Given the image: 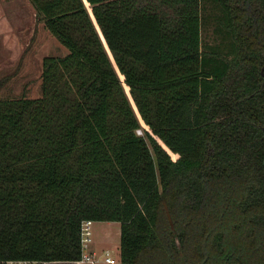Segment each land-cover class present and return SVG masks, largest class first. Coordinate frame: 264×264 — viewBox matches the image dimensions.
<instances>
[{"label":"trees","instance_id":"trees-1","mask_svg":"<svg viewBox=\"0 0 264 264\" xmlns=\"http://www.w3.org/2000/svg\"><path fill=\"white\" fill-rule=\"evenodd\" d=\"M31 2L68 51L0 96V264H82L85 218L121 264H264V0Z\"/></svg>","mask_w":264,"mask_h":264},{"label":"rangeland","instance_id":"rangeland-1","mask_svg":"<svg viewBox=\"0 0 264 264\" xmlns=\"http://www.w3.org/2000/svg\"><path fill=\"white\" fill-rule=\"evenodd\" d=\"M211 40L219 39L212 31L206 32ZM215 34V35H214ZM68 47L63 44L36 17L31 0H0V96H35L41 92L42 58L45 54H63ZM165 223H173L168 202H164ZM93 240L110 246L119 256L121 224L119 220L94 219ZM176 242L179 238L176 237ZM82 264H116L104 259ZM187 264V263H185Z\"/></svg>","mask_w":264,"mask_h":264},{"label":"built area","instance_id":"built-area-1","mask_svg":"<svg viewBox=\"0 0 264 264\" xmlns=\"http://www.w3.org/2000/svg\"><path fill=\"white\" fill-rule=\"evenodd\" d=\"M138 132H142L141 128H138ZM93 222L92 218H85L81 225V242H82V254L79 259L80 262H97L101 259L109 263L121 264L118 257L113 255L111 247H105L101 251H98L92 247L93 242ZM6 264H43L44 260L34 258H9Z\"/></svg>","mask_w":264,"mask_h":264},{"label":"crops","instance_id":"crops-1","mask_svg":"<svg viewBox=\"0 0 264 264\" xmlns=\"http://www.w3.org/2000/svg\"><path fill=\"white\" fill-rule=\"evenodd\" d=\"M92 247L94 248V249H96V250H98V251H101L103 248H105V247H110V246H104V245H102L99 241L97 242V241H95V240H93V242H92Z\"/></svg>","mask_w":264,"mask_h":264},{"label":"flooded vegetation","instance_id":"flooded-vegetation-1","mask_svg":"<svg viewBox=\"0 0 264 264\" xmlns=\"http://www.w3.org/2000/svg\"><path fill=\"white\" fill-rule=\"evenodd\" d=\"M263 66H264V64H263L262 67H261V72H262V68H263ZM262 74H264V73H262ZM173 223H174V222H173ZM173 223H172V224H173Z\"/></svg>","mask_w":264,"mask_h":264},{"label":"water","instance_id":"water-1","mask_svg":"<svg viewBox=\"0 0 264 264\" xmlns=\"http://www.w3.org/2000/svg\"><path fill=\"white\" fill-rule=\"evenodd\" d=\"M262 73H264V66H263V68H262Z\"/></svg>","mask_w":264,"mask_h":264}]
</instances>
